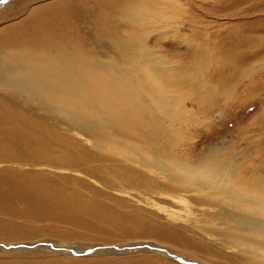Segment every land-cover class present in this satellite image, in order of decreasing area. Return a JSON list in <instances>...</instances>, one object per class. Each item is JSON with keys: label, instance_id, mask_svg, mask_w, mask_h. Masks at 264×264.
<instances>
[{"label": "rangeland", "instance_id": "1", "mask_svg": "<svg viewBox=\"0 0 264 264\" xmlns=\"http://www.w3.org/2000/svg\"><path fill=\"white\" fill-rule=\"evenodd\" d=\"M39 33L116 67L151 132L125 139L0 88V121L18 122L0 128L10 135L0 138V264H264L224 235L222 204L198 201L220 196L176 179L185 166L170 168L178 156L189 165L217 158L235 176L250 166L264 175V0L0 3V49ZM19 187L51 216L7 212L6 190ZM62 193L80 198V212L55 209L71 203Z\"/></svg>", "mask_w": 264, "mask_h": 264}, {"label": "bare ground", "instance_id": "2", "mask_svg": "<svg viewBox=\"0 0 264 264\" xmlns=\"http://www.w3.org/2000/svg\"><path fill=\"white\" fill-rule=\"evenodd\" d=\"M52 42L50 43L43 33H39L38 39L31 43L14 44L15 55L8 54L11 60L0 63V70L2 69L4 74L0 76V88L32 99L36 104L44 106L47 114L55 117L89 125L100 131L107 125L114 133L123 135L125 139L137 137L139 140L140 137L145 141V133L151 132L150 128L145 126V122L149 124V120L141 111L145 105L132 98L128 81L115 69L116 67H110L100 60L96 61L93 54H89L81 45L76 44L77 41L73 42L75 45L72 43L67 45L63 41ZM49 100L57 101L59 107L50 104ZM64 102L75 103L76 107H67ZM37 144L42 145L41 142ZM161 158L163 160L157 159L161 167H169L170 165L165 162L168 161L167 158ZM216 159L189 165L190 162L188 164L181 162L182 159L178 156L171 158L173 162L170 168L179 171V165L185 166L182 170L186 172L185 177L188 180L185 177H175L176 179L219 195L217 201L205 198L198 201L222 204L225 210L220 217L221 225L230 227V231L224 232V235L233 242L246 245L248 248H245L244 252L248 255H263L264 175L254 173L256 166H250L247 167L246 174L235 176L228 170L229 165L226 162H219ZM47 161L49 163L52 160L47 158ZM59 162L65 165L63 161ZM13 191L19 193L14 194ZM6 193H11L5 205V210L10 214L22 215L34 207L38 219L51 216L45 213L47 206L27 203V200H37L36 194L28 188L19 187V191L17 188L7 189ZM45 194L44 191L39 193L41 197ZM67 196V193H62L60 199L64 200ZM21 200L25 201L24 207L18 209L16 204ZM66 200H70L71 203L60 202L58 205L64 207L55 209L62 213L80 212V209H73L79 204V197ZM140 243L144 245L137 246L151 247Z\"/></svg>", "mask_w": 264, "mask_h": 264}, {"label": "crops", "instance_id": "3", "mask_svg": "<svg viewBox=\"0 0 264 264\" xmlns=\"http://www.w3.org/2000/svg\"><path fill=\"white\" fill-rule=\"evenodd\" d=\"M2 43V42H1ZM0 43V44H1ZM10 46L9 47H13V48H10L11 50L7 51L6 49H0V63L1 62H8L9 60H11V57L10 55L8 54H13L15 55V46L14 44H9ZM3 72H2V69L0 70V76H3ZM16 124H18V122L14 121V122H10V121H0V128H13L16 126ZM1 132V131H0ZM26 135V133H25ZM8 136H10L8 133L6 134V131H2L0 133V138H7ZM14 137L16 136V134L13 135ZM6 173L5 171L3 170H0V174H4ZM15 173V172H14ZM17 173V172H16Z\"/></svg>", "mask_w": 264, "mask_h": 264}, {"label": "snow or ice", "instance_id": "4", "mask_svg": "<svg viewBox=\"0 0 264 264\" xmlns=\"http://www.w3.org/2000/svg\"><path fill=\"white\" fill-rule=\"evenodd\" d=\"M0 2H3V0H0Z\"/></svg>", "mask_w": 264, "mask_h": 264}]
</instances>
